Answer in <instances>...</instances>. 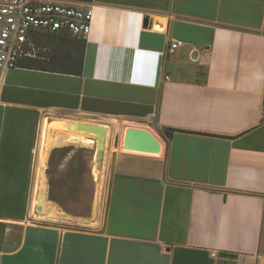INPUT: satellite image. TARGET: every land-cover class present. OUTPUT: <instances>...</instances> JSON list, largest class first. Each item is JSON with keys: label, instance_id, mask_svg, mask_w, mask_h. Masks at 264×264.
<instances>
[{"label": "crops", "instance_id": "obj_1", "mask_svg": "<svg viewBox=\"0 0 264 264\" xmlns=\"http://www.w3.org/2000/svg\"><path fill=\"white\" fill-rule=\"evenodd\" d=\"M64 1L94 7L81 73L0 83V264H264V0ZM45 121L108 130L87 214L49 199Z\"/></svg>", "mask_w": 264, "mask_h": 264}, {"label": "built area", "instance_id": "obj_2", "mask_svg": "<svg viewBox=\"0 0 264 264\" xmlns=\"http://www.w3.org/2000/svg\"><path fill=\"white\" fill-rule=\"evenodd\" d=\"M93 18L94 7L64 0H0V83L20 59L38 56L35 36L39 32L87 40ZM179 45L180 41L172 40L167 51Z\"/></svg>", "mask_w": 264, "mask_h": 264}, {"label": "rangeland", "instance_id": "obj_3", "mask_svg": "<svg viewBox=\"0 0 264 264\" xmlns=\"http://www.w3.org/2000/svg\"><path fill=\"white\" fill-rule=\"evenodd\" d=\"M47 39L36 41L38 54L53 50ZM60 148L63 150L58 151ZM95 156L96 143L86 142L81 137H70L50 149L47 166L50 193L67 211L89 213L96 195L106 189L108 171L106 166L97 165Z\"/></svg>", "mask_w": 264, "mask_h": 264}, {"label": "trees", "instance_id": "obj_4", "mask_svg": "<svg viewBox=\"0 0 264 264\" xmlns=\"http://www.w3.org/2000/svg\"><path fill=\"white\" fill-rule=\"evenodd\" d=\"M47 39L52 44V51L46 54H38L37 57L22 58L18 66L37 68L53 72H64L80 74L84 62L85 42L79 38L73 37L68 33H49L39 32L35 39ZM63 148L58 149V151ZM57 151V150H56ZM51 199L53 198L50 193Z\"/></svg>", "mask_w": 264, "mask_h": 264}, {"label": "water", "instance_id": "obj_5", "mask_svg": "<svg viewBox=\"0 0 264 264\" xmlns=\"http://www.w3.org/2000/svg\"><path fill=\"white\" fill-rule=\"evenodd\" d=\"M154 23L155 20L153 18H150L148 15L145 16L143 22V26L145 28H153L155 25ZM64 126L71 130L89 132L97 136L95 160L97 165L102 167L108 136L107 128L98 124H87L81 122H67ZM121 146L123 150L132 152L154 155H159L162 152L161 140L151 129L133 124L126 125L124 127ZM39 210H42L41 206H39ZM222 256H225V254H222Z\"/></svg>", "mask_w": 264, "mask_h": 264}, {"label": "bare ground", "instance_id": "obj_6", "mask_svg": "<svg viewBox=\"0 0 264 264\" xmlns=\"http://www.w3.org/2000/svg\"><path fill=\"white\" fill-rule=\"evenodd\" d=\"M86 123V122H82ZM78 139V137L83 138L86 142L96 143V135H93L89 132L83 131H75V130H68L66 127H62L57 125L56 123H47L44 122V131L42 135V145H41V152H42V159L43 162H46L50 149L56 145L63 143L68 138ZM108 165V164H107ZM97 174V173H96ZM43 194L40 195L41 200H45V196L43 198ZM37 200L34 199L33 204L36 205Z\"/></svg>", "mask_w": 264, "mask_h": 264}]
</instances>
